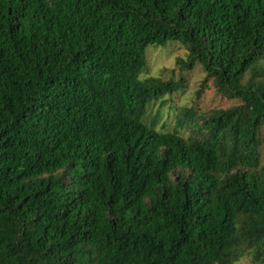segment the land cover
Segmentation results:
<instances>
[{
    "label": "trees",
    "instance_id": "obj_1",
    "mask_svg": "<svg viewBox=\"0 0 264 264\" xmlns=\"http://www.w3.org/2000/svg\"><path fill=\"white\" fill-rule=\"evenodd\" d=\"M173 41L240 100L186 138L143 121ZM262 144L264 0H0V264H264Z\"/></svg>",
    "mask_w": 264,
    "mask_h": 264
},
{
    "label": "rangeland",
    "instance_id": "obj_2",
    "mask_svg": "<svg viewBox=\"0 0 264 264\" xmlns=\"http://www.w3.org/2000/svg\"><path fill=\"white\" fill-rule=\"evenodd\" d=\"M186 54V46L178 41L168 42L165 46L149 45L145 50L146 65L139 76L142 79L148 77L173 81L183 79V87L179 90L157 99L147 100L143 121L161 132L177 130L185 138L190 135L191 130L188 125L178 126V114L182 108L189 107L197 113H207L240 102L237 99H227L216 92L212 80L208 81V86L200 92V96H197L205 72L200 65H195L192 69L181 68L178 59L185 58ZM248 75L247 73L243 80H246ZM260 156L263 164L264 144L260 147ZM238 253L230 264H253L247 251L240 250Z\"/></svg>",
    "mask_w": 264,
    "mask_h": 264
}]
</instances>
